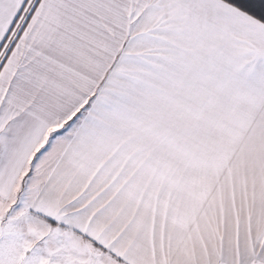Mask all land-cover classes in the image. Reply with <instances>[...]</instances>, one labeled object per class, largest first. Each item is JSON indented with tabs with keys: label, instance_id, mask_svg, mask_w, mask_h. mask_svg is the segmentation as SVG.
Masks as SVG:
<instances>
[{
	"label": "snow or ice",
	"instance_id": "6c2138e0",
	"mask_svg": "<svg viewBox=\"0 0 264 264\" xmlns=\"http://www.w3.org/2000/svg\"><path fill=\"white\" fill-rule=\"evenodd\" d=\"M0 264H264V0H0Z\"/></svg>",
	"mask_w": 264,
	"mask_h": 264
}]
</instances>
